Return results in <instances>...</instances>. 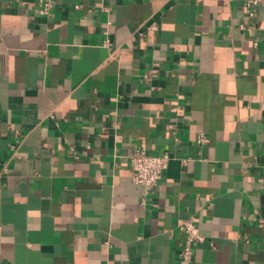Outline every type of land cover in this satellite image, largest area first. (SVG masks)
Instances as JSON below:
<instances>
[{"label": "crops", "instance_id": "crops-1", "mask_svg": "<svg viewBox=\"0 0 264 264\" xmlns=\"http://www.w3.org/2000/svg\"><path fill=\"white\" fill-rule=\"evenodd\" d=\"M248 1L0 0V264H184L189 217L192 264H264ZM136 149L171 158L154 189Z\"/></svg>", "mask_w": 264, "mask_h": 264}, {"label": "built area", "instance_id": "built-area-1", "mask_svg": "<svg viewBox=\"0 0 264 264\" xmlns=\"http://www.w3.org/2000/svg\"><path fill=\"white\" fill-rule=\"evenodd\" d=\"M260 1L261 0H249L247 2L246 8L249 17L255 16V8L259 5ZM51 8L50 3H46L41 13L47 15ZM149 29H152V27ZM108 44L111 43L108 42ZM208 141V138L204 134H200L197 138V144L200 147L206 145ZM129 159L133 171V182L142 185L148 190L154 189L158 185L171 160L168 154L151 155L141 149L133 151ZM178 227L183 233V240L178 253L179 261L184 264H192L195 245L203 242L204 237L200 232L199 225L193 217L183 220Z\"/></svg>", "mask_w": 264, "mask_h": 264}]
</instances>
